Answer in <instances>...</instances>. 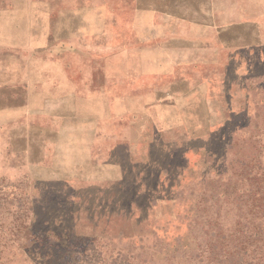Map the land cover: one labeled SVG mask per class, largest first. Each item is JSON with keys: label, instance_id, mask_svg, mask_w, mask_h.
Instances as JSON below:
<instances>
[{"label": "rangeland", "instance_id": "1", "mask_svg": "<svg viewBox=\"0 0 264 264\" xmlns=\"http://www.w3.org/2000/svg\"><path fill=\"white\" fill-rule=\"evenodd\" d=\"M263 219L264 0H0V264H254Z\"/></svg>", "mask_w": 264, "mask_h": 264}, {"label": "trees", "instance_id": "2", "mask_svg": "<svg viewBox=\"0 0 264 264\" xmlns=\"http://www.w3.org/2000/svg\"><path fill=\"white\" fill-rule=\"evenodd\" d=\"M261 221L264 222V219ZM234 235H235V231L233 232L231 236L233 237ZM250 237H252V235L242 233L240 238L238 239L239 244L235 246L234 248L227 250L223 255L222 261L224 263L230 264L234 260L238 259V260L243 261L246 259V257H249L245 243ZM255 241L256 243H259L260 241V239L256 237V234H255ZM255 253L256 255L253 257V261L255 262L254 264H264V245L260 246V248L256 250ZM90 262L91 261H89L88 258H84V259H77V260L70 261L67 264H90Z\"/></svg>", "mask_w": 264, "mask_h": 264}]
</instances>
